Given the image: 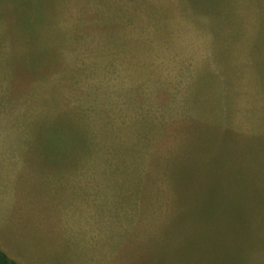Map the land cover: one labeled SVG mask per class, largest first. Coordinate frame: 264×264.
<instances>
[{
    "label": "rangeland",
    "instance_id": "1",
    "mask_svg": "<svg viewBox=\"0 0 264 264\" xmlns=\"http://www.w3.org/2000/svg\"><path fill=\"white\" fill-rule=\"evenodd\" d=\"M0 119L19 180L50 151L56 179L108 198L66 264H193V207L215 264L219 192L245 208L242 264H264V0H0Z\"/></svg>",
    "mask_w": 264,
    "mask_h": 264
},
{
    "label": "crops",
    "instance_id": "2",
    "mask_svg": "<svg viewBox=\"0 0 264 264\" xmlns=\"http://www.w3.org/2000/svg\"><path fill=\"white\" fill-rule=\"evenodd\" d=\"M1 122L0 119V127ZM5 134L8 138L15 135L9 131ZM9 148L0 150V154L6 158L4 168H7L3 170L4 176H0V181L14 195L12 203L19 196L22 214L19 217L8 214L7 201L0 206V248L18 264H66L67 250L71 242H75V246L82 240L86 241L87 230L92 231L93 226L97 227V231L93 233L96 242L102 236L100 228L105 227L102 220L106 221L107 216L106 208L103 218L102 199L108 202V198L98 193L101 190V187L98 190L99 184L92 186L91 193L86 195L81 194L80 186L79 192H76V185L80 183L76 179H56V164L53 161H57V158L46 162L44 153L40 152L37 155L39 162L34 166L35 174L27 172L19 180L20 169L26 162L23 163L20 152L9 151ZM49 152L44 156L51 157ZM39 163H42L44 169L53 167L51 173L38 169ZM72 184L74 190L71 189ZM62 186H65L66 191ZM68 186L73 191L71 195L67 192ZM29 208L31 211L28 213ZM35 208L34 219L32 215ZM104 235L107 236V232ZM115 252L113 257L116 256Z\"/></svg>",
    "mask_w": 264,
    "mask_h": 264
},
{
    "label": "trees",
    "instance_id": "3",
    "mask_svg": "<svg viewBox=\"0 0 264 264\" xmlns=\"http://www.w3.org/2000/svg\"><path fill=\"white\" fill-rule=\"evenodd\" d=\"M236 14L237 13L235 10L232 13V15H236ZM195 168H197V166ZM195 184L197 187V183ZM184 188L186 187L184 186ZM218 194H219L220 202H222L221 207H223L226 211V216L223 219L224 220L223 225L229 228L227 231L226 230L224 231L223 226H221V229L219 230V233L217 234L216 239H218L220 247L218 249V255L215 260V264H233L235 263V261H238L237 264H242L243 255L245 253L244 245L246 244L247 237L245 233L242 237L237 233L236 235L233 234V232L236 229L235 228L236 225L244 223L241 218V213H242L241 211H245L244 205L243 204L239 205V203L235 204L232 201L231 202L229 201L230 203L227 204L226 202L221 201L222 199H225L226 197H224L222 193L220 192ZM193 205H196V204L193 203ZM199 212H200L199 209L193 207V209L191 210V213L190 212L188 213V214H191V217H192V222L189 223V226L193 225V233H192L193 237L188 242V245L186 247L187 251L184 254L183 258L184 259L187 258V260H189L188 262L194 261V263L203 262V264H210L211 254H210L209 247H204L205 248L204 254H202L203 252H201V250H199V248L196 247L197 242L195 240L196 238L195 232H196V224L198 221ZM221 225H222V222H221ZM0 264H18V262L12 259L11 257H9L0 248Z\"/></svg>",
    "mask_w": 264,
    "mask_h": 264
}]
</instances>
